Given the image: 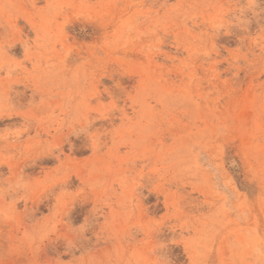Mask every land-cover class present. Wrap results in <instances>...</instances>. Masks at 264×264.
<instances>
[{"label":"rangeland","instance_id":"rangeland-1","mask_svg":"<svg viewBox=\"0 0 264 264\" xmlns=\"http://www.w3.org/2000/svg\"><path fill=\"white\" fill-rule=\"evenodd\" d=\"M0 264H264V0H0Z\"/></svg>","mask_w":264,"mask_h":264},{"label":"bare ground","instance_id":"bare-ground-1","mask_svg":"<svg viewBox=\"0 0 264 264\" xmlns=\"http://www.w3.org/2000/svg\"><path fill=\"white\" fill-rule=\"evenodd\" d=\"M195 164H197V162H195Z\"/></svg>","mask_w":264,"mask_h":264}]
</instances>
